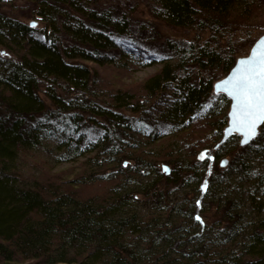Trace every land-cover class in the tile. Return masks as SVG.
I'll return each instance as SVG.
<instances>
[{"label":"trees","instance_id":"trees-1","mask_svg":"<svg viewBox=\"0 0 264 264\" xmlns=\"http://www.w3.org/2000/svg\"><path fill=\"white\" fill-rule=\"evenodd\" d=\"M13 1L0 0L1 263L264 264V124L215 147L231 101L213 91L264 34V0H24L35 27ZM163 23L194 34L159 37Z\"/></svg>","mask_w":264,"mask_h":264},{"label":"snow or ice","instance_id":"snow-or-ice-1","mask_svg":"<svg viewBox=\"0 0 264 264\" xmlns=\"http://www.w3.org/2000/svg\"><path fill=\"white\" fill-rule=\"evenodd\" d=\"M217 87L234 100L233 128L242 131L244 143H248L255 137L257 127L264 123V40L259 41L251 56L241 59L231 77Z\"/></svg>","mask_w":264,"mask_h":264},{"label":"rangeland","instance_id":"rangeland-1","mask_svg":"<svg viewBox=\"0 0 264 264\" xmlns=\"http://www.w3.org/2000/svg\"><path fill=\"white\" fill-rule=\"evenodd\" d=\"M99 1L105 4L114 2V0H99ZM32 9H33L32 5H30V3H27L24 0H14L12 4L5 5V11L7 13L14 14L18 18H20L22 21L31 22V23L34 22V20H36L31 13ZM139 9L140 11L138 12V15L135 19L140 18L141 20H144L150 17L148 7L140 6ZM137 21L138 20H136V22ZM159 28H160L159 37H173V38L187 39V38H191L194 34V31H192L191 29L168 26V25H165L164 23L161 24ZM144 40H145L144 44H150L146 38H144ZM243 50H245V54H243L242 56H245L249 53L250 48H248V46L245 45ZM154 71H155V68L153 67H149L147 69H141L137 71H129L130 73L128 72V74L125 73V75L123 76L119 75L121 79L116 80L114 79V76L118 75L116 72H111V71H108L107 69L98 68V72L101 73L104 77L114 79L121 85L137 84L140 81V79L153 73ZM204 155H206V153ZM225 158L230 159V157L228 156H226ZM223 159L224 158H221L219 159V161H222ZM0 264H2L1 261H0Z\"/></svg>","mask_w":264,"mask_h":264},{"label":"water","instance_id":"water-1","mask_svg":"<svg viewBox=\"0 0 264 264\" xmlns=\"http://www.w3.org/2000/svg\"><path fill=\"white\" fill-rule=\"evenodd\" d=\"M33 24H35V23H32V25H33ZM261 40H264V34H262L261 36H259V37L256 39V41H255V42L253 43V45L251 46L249 53H248L247 55H245V56H240V57H238L237 60H236V62H235V64H234V66L231 68V70H230V71H229L224 77H222V78H220L219 80H217V81L214 83V85H213V91H214L215 93H224L227 97H229V99H230V101H231V102H230V108H229V111H228V124H227V126L224 128L222 138H221L220 141L216 144L215 147H218L220 144H222V143H224L225 141H227V139H228L229 137H231L233 134H238V135L240 136V146H245V145L249 144V143H250V142H251V141H252V140L258 135L260 127L262 126V124H264V123H262V124H260V125L257 127L255 137L251 138V139L249 140L248 143H244L245 136H244L243 132H242V131H238V130H236V129L233 128L232 112H233L234 100L228 95L227 92H225V91H223L222 89H219V88L217 87L218 85L222 84L223 81H225V80H227V79H229V78L231 77V75L233 74V72L239 67V61H240L241 59H247V58H249V57L251 56V53H252L253 49H254L255 46L258 44V42L261 41ZM226 164H227V159L224 158V159L222 160L221 166L224 167V166H226ZM165 169H167V171H165ZM162 171H163L166 175H168V174L171 172V168H170L169 165L164 164V165H162Z\"/></svg>","mask_w":264,"mask_h":264},{"label":"flooded vegetation","instance_id":"flooded-vegetation-1","mask_svg":"<svg viewBox=\"0 0 264 264\" xmlns=\"http://www.w3.org/2000/svg\"><path fill=\"white\" fill-rule=\"evenodd\" d=\"M226 159H227V163H228V159H229V158H226ZM226 166H227V164H226ZM226 166H224V167H226Z\"/></svg>","mask_w":264,"mask_h":264}]
</instances>
